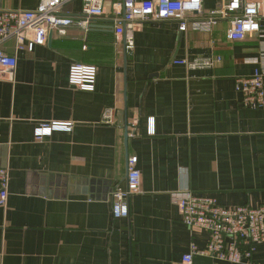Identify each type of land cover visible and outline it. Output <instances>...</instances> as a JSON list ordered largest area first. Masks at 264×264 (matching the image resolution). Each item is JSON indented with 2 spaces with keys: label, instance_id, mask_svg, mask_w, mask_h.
<instances>
[{
  "label": "crops",
  "instance_id": "obj_1",
  "mask_svg": "<svg viewBox=\"0 0 264 264\" xmlns=\"http://www.w3.org/2000/svg\"><path fill=\"white\" fill-rule=\"evenodd\" d=\"M39 1L0 0V8ZM122 1L105 0L87 25L20 50L14 78L0 77V167L10 169L0 264H188L191 243L205 247L209 233L183 223L176 192L264 205V107L245 106L236 89L238 77L264 71L263 33L231 40L226 20L183 33L171 21H145L118 38L111 5ZM219 2L203 0L204 12ZM83 4L68 1L61 16L82 19ZM4 46L14 52L13 39ZM196 57L222 61L197 69L174 62ZM77 62L97 66L93 90L70 85ZM108 108L115 123L104 121ZM42 121L72 128L39 140ZM132 155L142 188L128 200V217L115 219L111 194L126 187ZM191 264L229 263L200 254ZM234 264H264V242Z\"/></svg>",
  "mask_w": 264,
  "mask_h": 264
},
{
  "label": "built area",
  "instance_id": "obj_2",
  "mask_svg": "<svg viewBox=\"0 0 264 264\" xmlns=\"http://www.w3.org/2000/svg\"><path fill=\"white\" fill-rule=\"evenodd\" d=\"M70 0H40L34 9L0 8V77L14 78L20 50L33 51L44 45L53 31L65 32L72 23L87 25L95 15L105 12V0H83V18L75 21L61 16V9ZM115 32L121 37L145 21H171L177 24L180 33L188 31L191 24L203 21L208 28L222 20L229 23L228 38L243 40L248 36L263 33L264 0H220L216 8L204 12L203 0H123L111 5ZM200 17H203L201 20ZM13 39L14 52L6 50L4 43ZM133 42L128 41V50ZM222 57H196L174 59L176 64L191 69L212 68ZM97 66L73 63L69 71V83L83 90H93ZM236 89L243 94V104L256 109L264 107V71L255 70L252 75L236 79ZM106 123H115L114 109L104 113ZM71 123L42 121L35 129L39 140L51 135L56 129H71ZM136 155L128 158L127 185L116 186L111 194L112 215L115 219L128 217L129 198L142 188V172ZM10 169L0 167V206H6L9 198ZM183 223L190 229L209 233L205 247L191 243L183 261L191 264L195 255H209L229 264L249 261L264 242V205L225 206L215 197L198 194L191 190L175 193Z\"/></svg>",
  "mask_w": 264,
  "mask_h": 264
},
{
  "label": "water",
  "instance_id": "obj_3",
  "mask_svg": "<svg viewBox=\"0 0 264 264\" xmlns=\"http://www.w3.org/2000/svg\"><path fill=\"white\" fill-rule=\"evenodd\" d=\"M90 28H92V25H90ZM126 134L128 135L127 123H126Z\"/></svg>",
  "mask_w": 264,
  "mask_h": 264
}]
</instances>
